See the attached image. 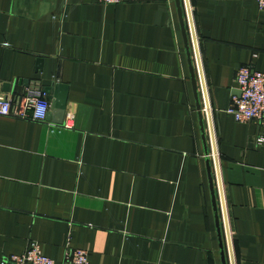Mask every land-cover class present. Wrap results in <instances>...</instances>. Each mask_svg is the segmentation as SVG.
<instances>
[{
	"label": "crops",
	"instance_id": "obj_1",
	"mask_svg": "<svg viewBox=\"0 0 264 264\" xmlns=\"http://www.w3.org/2000/svg\"><path fill=\"white\" fill-rule=\"evenodd\" d=\"M189 2L201 64L186 0H0V94L68 102L63 122L54 97L46 121L0 115V263L36 240L57 264H264L262 127L226 112L238 69L264 72V12Z\"/></svg>",
	"mask_w": 264,
	"mask_h": 264
},
{
	"label": "built area",
	"instance_id": "obj_2",
	"mask_svg": "<svg viewBox=\"0 0 264 264\" xmlns=\"http://www.w3.org/2000/svg\"><path fill=\"white\" fill-rule=\"evenodd\" d=\"M103 4H120L126 0H97ZM259 10L264 12V0H257ZM236 84L240 95H233L226 112L237 121L256 120L262 131L254 137L257 146L264 150V72L253 69L251 65L241 66L236 73ZM52 102L42 90L26 88L21 100L0 94V115L46 121ZM71 124L65 122L64 127ZM0 264H57L45 254L42 245L36 240L29 242L27 249L4 259ZM62 264H90L89 251L84 248H67Z\"/></svg>",
	"mask_w": 264,
	"mask_h": 264
},
{
	"label": "water",
	"instance_id": "obj_3",
	"mask_svg": "<svg viewBox=\"0 0 264 264\" xmlns=\"http://www.w3.org/2000/svg\"><path fill=\"white\" fill-rule=\"evenodd\" d=\"M186 4H187V8H188L189 17H190L191 30H192V34H193L194 44H195V48H196V51L198 54V61H199V64H201V60L199 57V46H198V42H197V36H196L195 28L193 25V19H192V15H191V8H190L189 0H186ZM178 5H179L178 6L179 12H180L181 19H182L183 32H184V36H185V39L187 42V33H186L185 24L183 22V16L181 13L180 3H178ZM188 54H189V60L191 63L192 78H193V82H194V90H195L196 99H197V108L199 110L201 123H203L202 114H201L202 106H201L200 101H199L197 83H196L195 75L193 73V66H192L191 55H190L189 51H188ZM201 80H202L203 85H204V93H205L207 109H209L210 106H209V102H208V94H207V90H206V86H205V80H204V77L202 76V74H201ZM19 84L20 85L25 84L27 86L26 88L42 90L43 92H45L47 94L48 98L54 97L55 101H54V109H53L52 113L56 117L55 119L56 120L58 119L57 121L63 122V119L65 117V113H66L67 104H68V102H67V85L66 84L55 83L53 86L41 87L40 84H35V82L33 83L32 81H29V80H21V81H19ZM28 86H30V87H28ZM240 94H241V92L239 90L237 95H240ZM208 170H209V177H210V182H211L214 208L216 211V221H217L218 231L221 234V229H220V225H219V217H218V213H217L216 195H215V189L213 186V176H212V172H211L210 167H208ZM216 172H217V179H218V184H219L220 198H221V203H222L223 212H224L225 225H226V229H227V233H228L230 252H231V256H233L232 241H231V237L229 236V223H228V218H227V213H226V208H225V199H224L222 185H221V176H220V170H219L218 162L216 163Z\"/></svg>",
	"mask_w": 264,
	"mask_h": 264
}]
</instances>
